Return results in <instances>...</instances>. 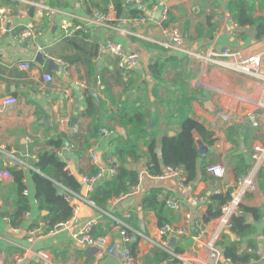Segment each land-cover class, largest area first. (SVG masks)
I'll list each match as a JSON object with an SVG mask.
<instances>
[{
    "label": "crops",
    "instance_id": "obj_1",
    "mask_svg": "<svg viewBox=\"0 0 264 264\" xmlns=\"http://www.w3.org/2000/svg\"><path fill=\"white\" fill-rule=\"evenodd\" d=\"M11 1L0 0V9L11 8L15 14L0 22V108L2 100L8 97L16 103L0 113V170L7 169L11 175L14 170L21 172L26 193L19 195L13 176L0 181V264H23V261L25 264H120V251L130 252L132 245L134 252L130 254L134 264H167L168 256L171 261L176 247L182 251L174 254L181 257L176 259L179 264H185L184 261L212 264L208 260V243L216 235V245L222 250L216 264H226L223 247L229 244L254 254L248 248L250 243L255 246L254 251L261 253L250 264H264V161L255 173V190L246 194L241 204L256 214L248 211L244 215V224L252 229L247 237L239 239L231 231L227 235L219 218L207 223L202 221L209 198L216 191L229 193L231 197L237 176L246 174L252 165L249 158L252 147L264 146V83L224 68L204 67L134 37H116L104 25L90 21L74 40L60 36L62 12L83 19L98 12L108 17L110 24L125 27L126 23L109 10L110 0L106 3L105 0H26L54 8L55 14L50 19L44 10L39 12L28 4ZM160 1L169 9L165 26L178 28L192 51L203 53L213 48L240 51L243 56L260 54L264 67V37L257 39L256 36V27L264 25V0ZM238 1L251 9L247 19L253 23L240 25L229 12L230 4ZM135 8L141 11L139 15L150 16L148 1ZM18 12L23 13L21 17L16 16ZM27 24L34 26L35 39L18 41L16 37ZM157 24L158 14H153V20L135 32L161 39ZM108 40L139 53L138 65L127 79L106 50ZM37 56L43 60L41 63L36 61ZM48 62L52 63L50 68H47ZM27 63L29 69L21 70L20 65ZM46 74L52 79L50 83L43 81ZM124 107L147 114L146 130L141 134L139 130L131 133L130 126L118 122L116 116ZM217 112L229 114L230 122L217 119ZM250 116L260 122L258 127L251 126ZM185 118L192 122L187 130L181 128ZM102 130L111 134L104 135ZM129 139L137 143L139 159L122 164L117 151ZM150 140L161 171L165 168L164 157L171 161L181 159L182 146L187 154L183 164L192 177L198 165L205 161L221 164L224 179L202 180L198 172L196 180L186 187L176 179L159 181L146 177L130 187L127 194L108 200L104 210L96 207L90 196L97 185L88 195L79 179L80 175L92 176L97 172L91 161L92 154L98 157L102 167L108 158H116L118 167L133 170L139 177L141 167L150 161L146 146ZM199 143L206 148L203 154H199ZM51 154L63 165L61 173L50 171L51 175L55 173L68 187L35 168L39 155ZM34 173L52 181L56 195L65 197L71 208L72 216L66 226L52 233H48L43 223L48 213L39 210L35 200ZM106 181L109 180H102L98 185ZM56 185H61L62 194H58ZM134 188L138 193L130 195ZM153 188L162 190L163 196L167 195L166 201L173 199L179 204V210L173 212L168 210L165 201L166 225L174 230L186 228L185 234L159 235L155 214L141 211V199ZM67 193L75 195L76 202H70ZM124 196L126 199H120ZM21 197L26 200L28 210L15 219ZM87 197L92 204L84 201ZM199 197L204 199L202 204L196 200ZM127 214L129 218L125 217ZM186 214L190 215L187 223ZM113 218L127 223L130 234L135 231L140 236L133 242H124ZM90 219L98 220L96 227L113 248L112 254L105 253L98 258L95 249L73 239V234ZM140 221L143 230L139 227ZM199 227L204 233L196 239ZM37 228L39 233L28 241L29 233ZM186 240L190 242L188 246ZM39 252L47 256V261L36 256Z\"/></svg>",
    "mask_w": 264,
    "mask_h": 264
},
{
    "label": "built area",
    "instance_id": "obj_2",
    "mask_svg": "<svg viewBox=\"0 0 264 264\" xmlns=\"http://www.w3.org/2000/svg\"><path fill=\"white\" fill-rule=\"evenodd\" d=\"M10 1V0H7ZM147 0H124L123 4L129 9H134L137 5L141 4L142 2ZM11 2L15 3H24L32 6V8H37L39 12L45 11L46 17L48 19L51 18L52 15L55 14L54 8H49L41 3H32L26 0H12ZM150 16L147 15H139L137 17H129L128 15H124L119 20L121 22L126 23V26H116L114 22L110 24V20L107 19L108 17H105L103 14L96 12L95 15L90 16L87 19H83L80 17H77L73 14L62 12L63 18L61 19L59 23V33L60 36L64 39H70L78 34L83 33L86 30V22L90 21L91 23L95 24H102L108 29H110L112 32L115 33L116 37L119 38H137L140 41L144 43H149L151 45L158 46L165 51L169 53H176L179 55H182L186 58L192 59L194 61H197L202 66H211V67H220L224 68L228 71L235 72L244 76L251 77L253 79H256L260 82L264 83V67L262 62V57L260 54H252L249 56H243L240 51H231L228 49L216 51L213 48H208L203 53H198L192 51L188 45L185 37L182 35L181 31L176 27H167L163 26L164 23H166L168 18V7L161 4L160 0H151L150 2ZM109 10L114 11L112 4L109 5ZM22 12H18L16 14L17 17L22 16ZM153 14H158V20L159 24H157L160 33L162 35L161 39H154L149 34L145 33H136L135 29L143 28L145 25H147L150 21L153 20ZM13 11L11 8H1L0 9V22L4 23L6 22L11 16H14ZM232 23H234L232 21ZM235 24V23H234ZM236 26V24H235ZM142 30V29H141ZM36 37V31L32 24H27L23 31L16 37L18 41H26V40H34ZM106 50L109 52L110 56L114 59H116L117 67L121 72V75L124 78H128L130 74L135 70L136 66L138 65L139 61V53L136 51H129L124 46H122L119 43H116L114 40H108L105 43ZM21 70H28L29 64H21L20 65ZM43 81L45 83H50L52 81L51 77L49 75H45L43 77ZM77 86H80L84 88L83 84H78ZM67 94V91L65 92ZM16 103V100L14 98H5L2 100L0 113L5 107L14 105ZM216 118L220 119L222 122L229 123L231 120V117L227 113L217 112ZM249 121L251 126L258 127L260 125V122L255 119L254 117L250 116ZM264 123V119L262 120ZM102 133L104 135H110L111 131L102 130ZM249 158L251 160V167L249 170H247V173L244 175H241L237 177L234 185V190L232 192V195L230 197V200L222 205L220 207V225L224 229L227 230V232H230L233 224H232V218L234 216H242L244 214L242 202L246 194L251 193L255 190V173L258 169V167L262 164L264 161V146H260L259 144H256L252 147ZM91 161L93 165L97 168V172L92 176H83L80 175L79 179L81 184L85 186L86 192L89 195L91 191L93 190L94 186L98 185L100 181L102 180H110L113 176L116 175L119 161L116 158H108L107 161L104 163V166L102 167L100 165V161L98 157L95 154H92ZM206 175L209 177H212L213 179L217 181H221L224 179L225 172L224 168L219 163L210 164L205 169ZM149 177L151 179H157L159 181L165 180V179H176L179 181L180 184L183 186L189 185L187 183L186 173L182 166L178 167H165L161 174L150 177L148 172V165L144 164V166L141 167L138 177V182L140 183L142 181V178ZM12 178V175L9 170L2 169L0 170V181H7ZM26 192L23 191V194ZM138 189L134 188L130 191L131 194H137ZM218 191L214 192V195H218ZM66 197L70 199V202H76V196L70 195V193L66 194ZM120 199H126V196L120 198ZM200 204L204 202L203 198L196 199ZM86 203L92 204L88 201V197L84 200ZM166 207L168 210L176 212L179 210V204L171 199L166 201ZM126 218H129L130 215L127 214L125 216ZM115 223V225L119 228V235L121 236V239L126 242L130 243L136 240L137 236H140L137 232L133 231L132 234L129 233V225L122 220H118L113 218L112 219ZM185 221L186 223L190 221V215H185ZM98 225L97 219H90L89 221H86L83 223V225L78 229L76 233L73 234V239L80 245H85L87 247L93 248L98 253V258L102 257V254H112L113 248L108 246V241L106 237L103 236H93L91 233ZM42 226H45L42 224ZM66 223L58 224L53 229L49 230L48 233L54 232L55 229L65 227ZM40 229H34L32 232L29 233L28 241L33 240V237L36 236L37 233H39ZM198 235L196 239L199 238L201 234L204 233V229L202 227L198 228ZM187 232L186 228L172 229L169 225H164L163 227L158 229L159 235H183ZM218 240V236L216 235L214 238L210 239V242L208 243V260L212 262V264H216L217 261L222 256V250L217 247L216 245ZM254 256L259 257L261 256V253L259 251H253ZM36 256L40 259H43L44 261H47V256L44 253H37ZM175 259H181L180 256L172 255ZM120 264H134V259L131 256L128 249H122L120 251ZM226 264H233L231 260L224 259ZM256 261L255 259H251L249 261V264L251 262ZM185 264L186 261H184Z\"/></svg>",
    "mask_w": 264,
    "mask_h": 264
},
{
    "label": "trees",
    "instance_id": "obj_3",
    "mask_svg": "<svg viewBox=\"0 0 264 264\" xmlns=\"http://www.w3.org/2000/svg\"><path fill=\"white\" fill-rule=\"evenodd\" d=\"M123 1L124 0L109 1L113 6L117 19L122 18L124 15H128L129 17H137L139 14H141V11L138 8L129 9L126 6H124ZM147 1L150 2L151 0H147ZM104 3H106V0L104 1ZM250 11L251 9H249L242 2L238 1L230 4L229 12L236 19V22L239 23L240 25H243L244 23H253L252 19H249V17L247 19V16L250 14ZM103 12H106V10H103ZM165 25L166 24L164 23L163 26ZM256 28H257V35H256L257 39L263 38L264 25L260 24ZM70 40H74V38L72 37L68 41ZM116 118H118V122L120 124H124V126H130L131 133L140 132L141 134L142 130L143 131L146 130L147 114H144L138 110L130 111L129 108L124 107L119 111L118 117L116 116ZM116 118L111 117V119L113 120ZM191 126H192V122L187 120V118H185L181 122V128L185 130L189 129ZM230 131L232 130H229V132ZM228 140L230 139L228 138ZM151 142L152 141L150 140L146 143V146L148 147L149 160H150L147 164L148 172L150 176H157L161 174L162 171L160 170L157 164L158 161L156 159L157 157L155 154V147ZM180 147L181 149L179 150V154L181 156V159L179 161H171L168 160L166 157H164L163 166L164 167L182 166L186 173L188 184L196 180L198 172L201 176V179L206 180L209 176L206 175L205 169L210 164L205 161L200 163L196 171H194L193 173L194 177H192L188 173L186 166L183 164L185 158L187 157L186 151L184 147L182 146ZM136 152H137V143L131 142L129 139L125 144H122L118 148L117 156L120 162L122 164H125L128 160L132 162L134 160L139 159ZM34 166L43 175L46 176L49 175L51 176V179L54 180L56 183L61 184L64 187H68L67 182L61 181V179L55 173L53 175H51L50 173V171L61 173V170L63 168V165L57 162L52 154L47 156L39 155L38 161L35 163ZM12 174H13L12 176L14 178V182L18 188L19 195H21L24 188V185L22 184L23 175L21 172L15 170L12 172ZM33 182L35 186V200L36 203L38 204V208L39 210L46 211L48 213L47 216L43 217V223L46 224L48 231L53 229L58 224L66 223L72 216L71 208L69 206L67 199L63 196L56 195L53 182L47 179L45 176H42L39 173H34ZM137 183H138V175L136 174V172L133 170H128L121 165L120 167H118L117 174L114 178L96 186V188L94 189L93 193L90 196V199L92 200V202L96 207L104 210L107 206L108 200H110L111 198H119L120 196L127 194L129 188L135 186ZM166 196L167 195L163 196L162 190L153 188L147 191L146 195L143 196L140 202V208L142 212L151 211L155 214L159 228L163 227L164 225H166V223H168L164 211ZM229 200H230L229 193L218 194V195L213 194L209 198L210 204L208 206L206 213L202 218V221L204 223H207L212 219L218 218L220 215V207L226 204ZM27 210H28L27 202L24 198L21 197V199H19L18 209L16 214L14 215V218L15 219L20 218ZM243 211L244 214L242 216H234L232 218L233 227L231 229V232L239 239L247 237L252 232V229L248 228L247 225L244 224L245 213L249 211L254 215H256L255 211L252 210H245V208H243ZM98 230L99 229H97V227L93 230L92 232V234H94L93 236L101 235V233ZM225 237L226 236L223 235V238ZM186 242L188 246L190 242H188L187 240ZM248 248H250V250L253 251L256 249L255 246L251 243L248 245ZM130 252L133 254L134 245L130 247ZM181 252L182 251L177 247L173 251L174 254H179ZM223 256L225 259L231 260L233 264H249V261L251 259H256V256H254V254L248 253L246 251H240L236 247V244H229L228 246H224ZM164 259H167V257H164ZM170 260L171 261H169V256H168L167 264H179V262L172 257L170 258Z\"/></svg>",
    "mask_w": 264,
    "mask_h": 264
},
{
    "label": "water",
    "instance_id": "obj_4",
    "mask_svg": "<svg viewBox=\"0 0 264 264\" xmlns=\"http://www.w3.org/2000/svg\"><path fill=\"white\" fill-rule=\"evenodd\" d=\"M30 11H32V9H30ZM36 61L41 63L43 60H41L40 57L37 56L36 57ZM51 65H52V63L48 62L47 63V68H50ZM198 150H199V154H203V152L206 150V148L201 143H199L198 144ZM56 186H57L56 189H57L58 194H62L64 192L63 188L61 186H59V185H56ZM68 200L70 201V199H68ZM139 219H141V214H139ZM139 227H140L141 230H143V223L141 221L139 223ZM227 235H231L230 232H227ZM25 263H26V261H23V264H25Z\"/></svg>",
    "mask_w": 264,
    "mask_h": 264
}]
</instances>
